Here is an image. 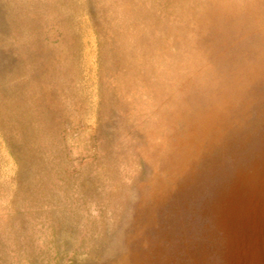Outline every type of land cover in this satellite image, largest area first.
Returning <instances> with one entry per match:
<instances>
[{
	"label": "rangeland",
	"instance_id": "rangeland-1",
	"mask_svg": "<svg viewBox=\"0 0 264 264\" xmlns=\"http://www.w3.org/2000/svg\"><path fill=\"white\" fill-rule=\"evenodd\" d=\"M262 102L264 0H0V264H264Z\"/></svg>",
	"mask_w": 264,
	"mask_h": 264
},
{
	"label": "bare ground",
	"instance_id": "bare-ground-1",
	"mask_svg": "<svg viewBox=\"0 0 264 264\" xmlns=\"http://www.w3.org/2000/svg\"><path fill=\"white\" fill-rule=\"evenodd\" d=\"M224 10H225V8H224ZM209 13H210V11H209ZM218 15L219 16H218V18H216L215 24L213 23L214 20L212 22L210 18L208 19L210 21V27H209L210 30H209V32L211 31L210 34L212 36L211 40L209 39V41H210L209 45L211 47H215L216 49H223L224 45L223 44H218L221 41V39H222V36H220V34L223 33L225 30H227V33H228L230 31V29L229 30L227 29V25L226 24L228 22L224 23L223 15H221V14H218ZM213 18H215V17H213ZM131 20H133L132 24H130L128 26V28L126 29V32H125V33L129 32V35L126 34V36L125 35L122 36L123 40H124V41H121L123 47H127L128 43L129 42H133V41H135L134 44L142 43L144 41V39L141 38L140 35L142 33L144 35L145 31L148 34V29H150L152 27L150 24L153 25L157 21V20H154V19H152L153 21H151V20H147L146 18H135V15L133 13L129 15L128 22H131ZM140 21L142 22V26L136 24L137 22H140ZM261 21H262V19H258V22L256 24L261 23ZM256 24H255V21H252L251 25L254 28H256V26H255ZM158 25L161 26V24H158ZM252 26H250L251 27L250 30L254 29ZM237 30H238V27H237L236 31ZM212 31H213V33H212ZM246 34H248L247 31H245V35ZM217 36H218V38H217ZM249 55H251V54H249ZM220 59L223 60L224 58L220 57ZM222 64H223V62H221L219 64V66L222 67L223 66ZM133 71L134 70L130 68L127 72L129 74H131ZM204 75H205V77H204ZM234 76H235V81L232 84H230V85H225L223 83L224 81L222 82V80H223V79H221L222 76H219V74L217 72V65L216 64L214 65L213 69H211L208 72H204L203 75H201V77L205 80V82L207 81L206 84H204L205 86H214L217 89L222 91V100L223 101H228V100H230L232 98L237 101L238 100V90L243 89L249 82V81H246L247 80L246 78H248V77H247V75L245 73V69L244 68L241 69L240 80H238V68L236 70V75H234ZM212 94L213 93H208V92L205 94V102H204L205 105L203 106V108L201 106V109L198 110L199 116L201 117V121H202V127L208 126V124L210 123V120H212V118H213L212 113L210 111L211 105L214 104L216 106H221V105L224 104L222 101L218 100L217 97L214 99ZM191 105L194 107L195 105H197V103L196 104H194V103L192 104V102H191ZM197 132H198V129L197 130H195V129L193 130L192 129L191 133L196 136L197 134H199ZM212 133H213V131H212ZM192 134H190V135H192ZM203 135H204L203 138H205V136H206L205 132H204ZM210 137L212 138L211 135H210ZM220 140H222V139L220 137H218L217 141H220ZM187 147H189V146H187ZM148 243H150V242H148Z\"/></svg>",
	"mask_w": 264,
	"mask_h": 264
}]
</instances>
